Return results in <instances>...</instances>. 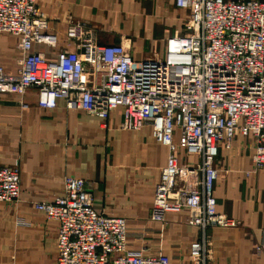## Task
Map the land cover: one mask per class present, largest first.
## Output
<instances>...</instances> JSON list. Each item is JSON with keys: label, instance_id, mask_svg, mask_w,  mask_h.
<instances>
[{"label": "built area", "instance_id": "2783aa9c", "mask_svg": "<svg viewBox=\"0 0 264 264\" xmlns=\"http://www.w3.org/2000/svg\"><path fill=\"white\" fill-rule=\"evenodd\" d=\"M38 0H0V34L20 37L23 53L16 73L0 65V93L24 95L34 87L38 104L66 107L103 121L119 107L121 127L141 131L151 125L155 139L169 150L156 187L150 219L165 230L168 212L188 210V223L201 235L190 245L188 264H211L207 230L235 228L241 221L220 213L214 194L220 147L231 149L238 135L251 138V167L264 169V0H176L190 11L186 33L167 39L164 57L139 61L123 44H103L97 31L70 21L65 35L73 48L56 61L33 51L35 43L55 48L48 19ZM197 155L191 168L179 164V150ZM64 195L34 203L58 226L57 264H179L162 247L148 252L132 237L127 219L94 207L84 178L67 175ZM22 191L18 164L0 166V201L17 202ZM264 253V243L256 247Z\"/></svg>", "mask_w": 264, "mask_h": 264}, {"label": "crops", "instance_id": "0c3cea01", "mask_svg": "<svg viewBox=\"0 0 264 264\" xmlns=\"http://www.w3.org/2000/svg\"><path fill=\"white\" fill-rule=\"evenodd\" d=\"M37 6L59 44L35 43L33 51L50 61L57 60L60 49L73 48L65 35L72 20L96 29L101 43L123 44L143 61L164 57L167 39L185 34L190 16L176 0H38ZM142 39L150 40L149 46ZM19 42L18 35L0 34V65L8 73L18 71ZM122 121L121 107L106 122L67 108L63 99L54 108H43L34 87L24 95L0 93V166L18 164L22 186L19 201H0V264H57V223L36 211L34 203L64 195L67 175L86 180L97 210L126 218L133 232L148 229L145 238L130 239L137 248L152 253L162 247L171 261L189 263L190 245L201 231L188 223V210L168 212L162 234L161 223L150 219L169 150L155 139L151 125L133 131L123 129ZM251 155V138L241 135L231 149L220 147L217 210L241 225L207 230L211 264H264V253L256 250L264 243V169L246 175ZM178 156L181 167L200 161L183 149Z\"/></svg>", "mask_w": 264, "mask_h": 264}, {"label": "rangeland", "instance_id": "374dc122", "mask_svg": "<svg viewBox=\"0 0 264 264\" xmlns=\"http://www.w3.org/2000/svg\"><path fill=\"white\" fill-rule=\"evenodd\" d=\"M142 43L144 44V43H147V45L149 46V44H150V40H144V39H142ZM151 43H152V45H154V44H156L157 45V41H151Z\"/></svg>", "mask_w": 264, "mask_h": 264}]
</instances>
